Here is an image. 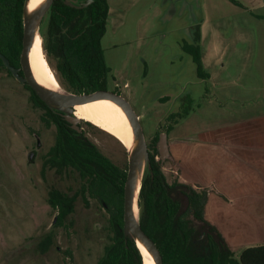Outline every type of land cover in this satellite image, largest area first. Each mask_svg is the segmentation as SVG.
Segmentation results:
<instances>
[{
  "label": "rangeland",
  "instance_id": "374dc122",
  "mask_svg": "<svg viewBox=\"0 0 264 264\" xmlns=\"http://www.w3.org/2000/svg\"><path fill=\"white\" fill-rule=\"evenodd\" d=\"M106 3L111 16L101 45L111 69L109 89L138 116L147 152L153 153L158 133L173 129L176 122L170 114L178 113V120L184 115V103L157 100L160 96L187 99L191 110L186 114L194 112L213 123L218 104H223L220 114L229 117L233 106H253L264 93V8L253 10L245 5L253 11L249 14L228 0ZM202 16L209 22L205 27L210 35L208 47L216 48L221 41L214 38V31L225 42L220 62L209 67L213 81L199 79L190 56L181 49L183 42L192 43L190 27ZM47 20L48 13L37 29L44 57L62 91L73 93L55 69L58 58L45 51ZM216 81L217 87L212 83ZM207 90L211 94L208 104L204 102ZM216 93L220 96L215 97ZM233 95L251 102H232ZM45 119L44 109L34 104L28 87L0 68V264H97L113 238L109 214L97 199L79 194L86 182L78 172L67 168L58 174L43 166L56 137L54 125H47ZM78 126L116 167L127 170V152L116 138L84 120ZM161 170L167 183L177 181L170 157ZM53 189L76 195L73 211L61 225L54 222L57 212L47 202Z\"/></svg>",
  "mask_w": 264,
  "mask_h": 264
},
{
  "label": "trees",
  "instance_id": "16d2710c",
  "mask_svg": "<svg viewBox=\"0 0 264 264\" xmlns=\"http://www.w3.org/2000/svg\"><path fill=\"white\" fill-rule=\"evenodd\" d=\"M25 1L0 0V53L13 68L20 67ZM228 1L242 7L236 0ZM107 16L106 0H92L82 8L64 0H54L48 11L45 51L58 58L55 69L74 94L106 88L110 69L104 60L101 39L106 31ZM182 49L191 56L197 77L207 79L200 47L184 44ZM0 68L12 76L1 59ZM28 89L34 104L46 113L44 122L56 129L55 142L43 166L58 174L67 168L78 172L86 182L79 194L84 197L88 193L109 214L113 238L97 264H142L134 241L123 233V190L127 170L116 167L93 143L73 130L61 114L48 108ZM156 142L157 136L151 146L153 153L148 152L141 182L139 225L156 246L163 264H264V253L257 255L256 249L244 250L238 259L234 258L221 233L205 219L207 189L196 190L177 181L167 183L160 161L155 160L158 155ZM75 200L76 195L69 196L55 189L48 193L47 202L57 212L56 224H63L72 213Z\"/></svg>",
  "mask_w": 264,
  "mask_h": 264
},
{
  "label": "crops",
  "instance_id": "0c3cea01",
  "mask_svg": "<svg viewBox=\"0 0 264 264\" xmlns=\"http://www.w3.org/2000/svg\"><path fill=\"white\" fill-rule=\"evenodd\" d=\"M239 3L242 7H236L249 14L252 9L264 8V0ZM245 5L252 9L247 10ZM109 16L110 9L106 29ZM207 22L202 16L190 30L199 27L203 69L209 76L206 80L213 81L214 73L209 67L220 62L225 42L214 31V38L221 41L216 48L208 47ZM212 83L219 86L217 81ZM210 96L207 90L205 103L211 102ZM219 96L216 93L215 97ZM259 97L253 106H233L227 112L229 117L220 114L223 104H218V118L213 123L191 112L176 121L168 138L170 163L177 182L208 190L205 219L218 229L236 259L247 249H256L257 255L264 253V93ZM231 101L251 102L238 95H233Z\"/></svg>",
  "mask_w": 264,
  "mask_h": 264
},
{
  "label": "water",
  "instance_id": "95a60500",
  "mask_svg": "<svg viewBox=\"0 0 264 264\" xmlns=\"http://www.w3.org/2000/svg\"><path fill=\"white\" fill-rule=\"evenodd\" d=\"M54 0H45L44 3L29 17H26L24 12L29 0L25 1L23 8V40H22V51L20 56V69L23 72V77L19 75V70L13 68L9 65L8 60L4 55L0 53V59L4 67L11 73V75L18 82L24 84L26 83L28 87L34 91L36 96L50 109L57 111L64 120L70 124L73 130L79 131L78 123L79 119L75 116L73 109L79 105H85L99 100H110L118 104L125 112L128 117L132 130L136 137V146L131 152H127L128 157V168L126 174V181L123 190V233L126 237L133 240L136 248L138 249L141 257L142 254L136 244V239L148 250L151 254L155 264H163L162 257L157 250L154 243L144 234L139 225V217L137 220L133 217V207H134V190L136 184V176L138 163L140 160L144 163V171L146 169V164L148 161V152L146 151L144 134L139 123L138 116L135 114L130 104L121 96L116 95L111 92H97L90 95H80L74 93H67L63 91V94H55L41 88L35 81L30 65H29V51L31 49L32 43L34 41L37 29L48 13ZM92 0H75L74 3L67 2L71 6L76 8L86 7ZM80 132V131H79ZM37 146H39L37 144ZM157 151L161 160V165L170 157L167 136L165 133H160L157 141ZM30 158L33 154H30ZM142 175V178H143ZM142 182V179H141ZM141 188V183H140ZM140 192V189H139ZM139 192L137 195L136 206L138 209ZM55 222V219H54ZM53 222V223H54ZM142 264L143 257H142Z\"/></svg>",
  "mask_w": 264,
  "mask_h": 264
},
{
  "label": "bare ground",
  "instance_id": "6f19581e",
  "mask_svg": "<svg viewBox=\"0 0 264 264\" xmlns=\"http://www.w3.org/2000/svg\"><path fill=\"white\" fill-rule=\"evenodd\" d=\"M45 0H29L25 9V16L29 17L35 12ZM32 75L37 84L46 91L63 94L58 81L48 65L42 48L41 37L35 34L34 41L28 55ZM74 114L79 120H84L105 131L116 138L126 149L131 152L136 146V137L132 130L130 121L124 110L115 102L110 100H99L85 105L76 106ZM144 163H138L136 184L134 190L133 217L137 220L138 209L136 206L137 195L143 175ZM136 244L142 254L144 264H155L148 250L136 239Z\"/></svg>",
  "mask_w": 264,
  "mask_h": 264
},
{
  "label": "flooded vegetation",
  "instance_id": "af4514ba",
  "mask_svg": "<svg viewBox=\"0 0 264 264\" xmlns=\"http://www.w3.org/2000/svg\"><path fill=\"white\" fill-rule=\"evenodd\" d=\"M65 1V0H64ZM75 1H73V2H71V3H74ZM197 28H199L198 26H196V28H194V30H193V36H192V43L190 44V43H186V42H183V44L181 45V49H182V46L184 45V44H188V45H198L199 47H200V44H199V42H200V35H199V39L198 40H196V34L199 32V30H198V32L196 31L197 30ZM106 32V31H105ZM200 49H201V47H200ZM103 51V50H102ZM182 51H183V49H182ZM184 52V51H183ZM185 54H187L186 52H184ZM201 53H202V51H201ZM103 55H104V53H103ZM187 55H189V54H187ZM190 56V55H189ZM190 58H191V56H190ZM105 60V59H104ZM191 61H192V58H191ZM201 61H202V58H201ZM193 62V61H192ZM106 63V62H105ZM194 64V63H193ZM108 67V66H107ZM109 68V67H108ZM16 69H20V67L19 68H16ZM110 69V68H109ZM195 71H196V68H195ZM19 75L20 76H22L23 77V72H22V70L20 69L19 70ZM13 77V76H12ZM111 77V69H110V74H109V78ZM14 78V77H13ZM108 81H109V79H108ZM22 84V83H21ZM22 85H25V86H28L26 83H24V84H22ZM97 92H111V93H114V94H116V92H114L113 90H111V89H109V85H108V82H107V84H106V88L104 89V90H96V91H92V92H89V93H82V94H80V95H90V94H94V93H97ZM117 95V94H116ZM163 98L164 99H166V101H171V102H176V103H178V104H180V103H184V105H183V110H184V115H182V117L180 118V119H184V118H186V109H189V110H191V108H190V104L188 103V101H187V99H184V100H182V99H179V96H174V97H171V96H166V95H164V96H160L159 98H157V100H163ZM186 103H187V107H186ZM170 118H173V119H175V122L178 120L177 118L179 117L178 116V113L177 114H170V116H169ZM79 128H80V126H79ZM171 131H172V128H167L164 132H161V133H165L166 134V136H167V142H168V138H169V134L171 133ZM81 133V132H80ZM159 135H160V133H158L157 134V141H158V137H159ZM156 149H157V142H156ZM157 153H158V151H157ZM156 156H159V154L158 155H156ZM157 161H160V164H161V160H160V157H159V160H157ZM162 166V165H161ZM56 220V219H55Z\"/></svg>",
  "mask_w": 264,
  "mask_h": 264
}]
</instances>
